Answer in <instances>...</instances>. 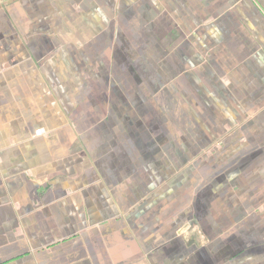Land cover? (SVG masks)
<instances>
[{
	"label": "crops",
	"instance_id": "0c3cea01",
	"mask_svg": "<svg viewBox=\"0 0 264 264\" xmlns=\"http://www.w3.org/2000/svg\"><path fill=\"white\" fill-rule=\"evenodd\" d=\"M0 264H264V0H0Z\"/></svg>",
	"mask_w": 264,
	"mask_h": 264
}]
</instances>
